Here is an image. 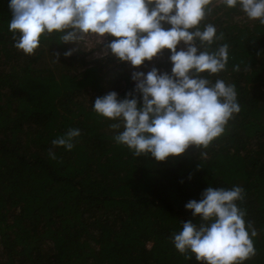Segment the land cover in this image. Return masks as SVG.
I'll use <instances>...</instances> for the list:
<instances>
[{
  "label": "trees",
  "instance_id": "obj_1",
  "mask_svg": "<svg viewBox=\"0 0 264 264\" xmlns=\"http://www.w3.org/2000/svg\"><path fill=\"white\" fill-rule=\"evenodd\" d=\"M11 15L0 0V264H200L172 235L201 222L184 205L209 185L243 189L237 204L257 233L243 264H264V24L222 3L205 16L201 27L222 34L212 47L229 46L226 69L207 78L234 85L240 111L206 148L156 161L116 143L122 127L91 102L110 91L124 98L134 71L170 72V50L133 67L110 54L91 60L53 33L25 55ZM69 128L80 130L72 149L53 147Z\"/></svg>",
  "mask_w": 264,
  "mask_h": 264
},
{
  "label": "clouds",
  "instance_id": "obj_2",
  "mask_svg": "<svg viewBox=\"0 0 264 264\" xmlns=\"http://www.w3.org/2000/svg\"><path fill=\"white\" fill-rule=\"evenodd\" d=\"M238 7L250 20L264 24V0H8V28L14 46L33 55L44 35L60 34L63 43L81 46L86 38L103 45L102 55L133 67L152 61L170 50V72L153 67L134 71V88L118 98L116 91L92 103L100 116L117 121L114 140L134 155L148 154L156 161L185 153L189 146L201 150L221 135L227 122L240 111L234 85L207 77L226 69L228 44L213 24H203L216 4ZM107 37L115 39L105 40ZM179 48V50H178ZM76 48L66 50L70 57ZM59 55V54H57ZM78 128H69L51 141L53 147L71 150ZM54 158V153L49 150ZM206 155L200 151V157ZM243 189L208 186L200 199L184 205L193 218L183 221L172 243L181 254H191L200 264H243L255 255L248 223L237 202Z\"/></svg>",
  "mask_w": 264,
  "mask_h": 264
},
{
  "label": "rangeland",
  "instance_id": "obj_3",
  "mask_svg": "<svg viewBox=\"0 0 264 264\" xmlns=\"http://www.w3.org/2000/svg\"><path fill=\"white\" fill-rule=\"evenodd\" d=\"M105 43H106V40H105ZM82 46L86 49V52H91L90 57H89V59L91 60H95V59L105 56V55H102L103 45L102 44L99 45V42L95 38H92V37L86 38L85 42L82 43ZM97 48H99V50Z\"/></svg>",
  "mask_w": 264,
  "mask_h": 264
}]
</instances>
